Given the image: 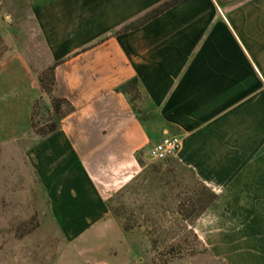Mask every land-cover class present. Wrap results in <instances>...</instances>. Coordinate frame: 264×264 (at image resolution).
<instances>
[{
    "label": "crops",
    "instance_id": "obj_1",
    "mask_svg": "<svg viewBox=\"0 0 264 264\" xmlns=\"http://www.w3.org/2000/svg\"><path fill=\"white\" fill-rule=\"evenodd\" d=\"M23 1L56 65L54 94L75 111L53 134H32L42 90L13 51L0 61V144L34 137L17 151L68 245L107 219L109 201L137 181L144 167L136 155L177 136L173 164L215 196L192 231L207 249L211 233L222 248L258 249L251 261L228 264H263L264 0H182L117 36L170 0ZM134 78L142 119L115 92Z\"/></svg>",
    "mask_w": 264,
    "mask_h": 264
},
{
    "label": "rangeland",
    "instance_id": "obj_2",
    "mask_svg": "<svg viewBox=\"0 0 264 264\" xmlns=\"http://www.w3.org/2000/svg\"><path fill=\"white\" fill-rule=\"evenodd\" d=\"M13 51H22L36 81L52 66L25 2L0 0V61L9 60ZM134 106L140 110V101ZM29 127L36 135L31 119ZM33 140L28 132L0 144V264H228V257L251 261L257 256L258 249L251 247L222 248L219 233L210 234L211 247L205 248L191 225L208 194L173 160L154 161L146 153L138 156L144 169L137 181L109 201V217L68 245L17 151ZM185 199L192 200L196 214L187 221L177 213L178 202ZM253 236L245 234L248 240Z\"/></svg>",
    "mask_w": 264,
    "mask_h": 264
},
{
    "label": "trees",
    "instance_id": "obj_3",
    "mask_svg": "<svg viewBox=\"0 0 264 264\" xmlns=\"http://www.w3.org/2000/svg\"><path fill=\"white\" fill-rule=\"evenodd\" d=\"M182 0H170L163 4L158 5L152 10L148 11L136 20L124 25L119 30L114 32L112 36L125 34L139 29L148 22L160 16L162 13L176 5ZM107 39V38H106ZM102 40L99 43H102ZM55 68L56 65H52L42 71L37 81L42 90L43 96L38 98L33 106L31 112V128L33 132L41 138L49 136L56 132L60 126L61 120L74 113L75 109L73 105L66 99L58 98L55 96ZM115 92L127 97L132 110L136 117L142 119L140 111L134 106V102L140 101L141 95L139 91V83L137 79H132L115 89ZM140 153L136 155V160L141 166V162L138 158ZM206 194L209 196V201L206 205H209L214 200L215 196L211 194L205 187H203ZM194 203L190 199L181 200L177 205V213L183 220H190L195 217ZM127 229H125L126 231Z\"/></svg>",
    "mask_w": 264,
    "mask_h": 264
},
{
    "label": "built area",
    "instance_id": "obj_4",
    "mask_svg": "<svg viewBox=\"0 0 264 264\" xmlns=\"http://www.w3.org/2000/svg\"><path fill=\"white\" fill-rule=\"evenodd\" d=\"M181 140L177 136L164 137L158 143L152 145L147 157L154 161H165L174 158L180 150Z\"/></svg>",
    "mask_w": 264,
    "mask_h": 264
}]
</instances>
